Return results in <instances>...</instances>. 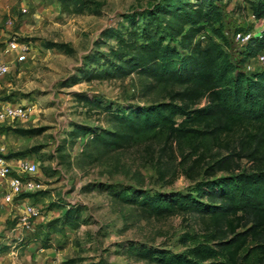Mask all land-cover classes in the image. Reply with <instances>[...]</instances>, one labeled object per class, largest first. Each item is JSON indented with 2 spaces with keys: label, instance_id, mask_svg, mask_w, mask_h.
<instances>
[{
  "label": "rangeland",
  "instance_id": "1",
  "mask_svg": "<svg viewBox=\"0 0 264 264\" xmlns=\"http://www.w3.org/2000/svg\"><path fill=\"white\" fill-rule=\"evenodd\" d=\"M83 1L68 0L70 9L64 10L60 0H0V50L4 52L14 36L27 46L25 52L8 51L11 67L0 74V100L32 109L29 119L16 126L0 124V155L14 166L13 158L19 156L38 162L37 184L22 196L41 212L28 219V226L20 207L26 199L5 201L0 185V264H73L72 257L78 264H157L129 254L119 243L137 241L183 251L181 233L202 231L204 226L199 215L191 212L148 217L136 205L117 201L108 190L113 184L116 190L137 185L151 191H187L193 181L183 171L177 146L173 157L169 149L160 151L157 142H147L109 151L90 162L83 150L91 136L73 134L77 125L112 128L114 111L127 112L153 99L139 95L142 86L136 74L88 79L83 72L94 64L85 57L116 44V38L109 36L111 29L144 24L154 18V10H165L178 1L86 0L80 11ZM216 3L223 13L226 47L237 60L243 45L236 32L253 31L257 22L250 17L248 0ZM247 60L243 68L249 71ZM15 127L39 131L24 134ZM238 138L239 133H234V141ZM228 153L221 148V154ZM159 158L176 166L178 176L168 173L167 179L158 178L153 161ZM239 163L241 169L254 164L247 157ZM71 208L80 211L82 222L75 228L66 227L62 220Z\"/></svg>",
  "mask_w": 264,
  "mask_h": 264
},
{
  "label": "trees",
  "instance_id": "2",
  "mask_svg": "<svg viewBox=\"0 0 264 264\" xmlns=\"http://www.w3.org/2000/svg\"><path fill=\"white\" fill-rule=\"evenodd\" d=\"M60 1L64 10L70 9L68 0ZM177 1L154 10V18L144 24L111 29L116 44L85 57L94 64L83 72L88 79L136 74L139 95L153 99L127 112L114 111L112 128L77 125L73 134L91 136L83 150L90 162L147 142L160 144V151L169 149L171 157L175 146L180 151L183 171L193 181L187 191L107 187L117 201L136 205L148 217L198 214L202 231L181 233L183 251L137 241L119 243L124 251L157 264H264V68H243L264 48V30L243 45L242 57L235 60L226 47L229 40L216 0ZM248 2L257 18L264 16V0ZM85 5L86 0L79 10ZM234 133H239L237 142ZM221 148L230 153L221 154ZM243 157L254 162L252 168L241 169ZM168 163L153 161L158 178L178 176L176 166ZM220 170L229 173L219 175ZM79 212L68 210L64 225L77 227L82 222ZM69 261L78 264L75 257Z\"/></svg>",
  "mask_w": 264,
  "mask_h": 264
},
{
  "label": "built area",
  "instance_id": "3",
  "mask_svg": "<svg viewBox=\"0 0 264 264\" xmlns=\"http://www.w3.org/2000/svg\"><path fill=\"white\" fill-rule=\"evenodd\" d=\"M250 17L257 22L255 30H239L236 32V39L242 45L246 44L254 34H261L264 30V16L257 18L251 10ZM16 50L25 52L27 46L14 36L8 42V47L5 51L0 50V74L10 70L11 62L8 51L15 52ZM247 66L249 71L264 68V48L256 55L248 58ZM31 113L32 109L21 102L0 100V124L16 126L18 122L28 120ZM13 160H15V166L17 167L9 163L7 158L0 155V185L4 187L5 201L14 202L26 199L20 207L24 211V222L29 226L28 219L31 216H38L41 212L31 200L22 196V194L35 188L37 182L34 174L38 171L39 164L35 159L26 156H19L13 158Z\"/></svg>",
  "mask_w": 264,
  "mask_h": 264
}]
</instances>
